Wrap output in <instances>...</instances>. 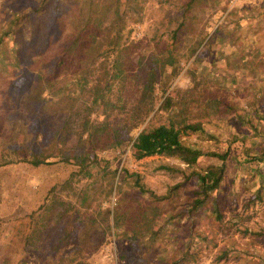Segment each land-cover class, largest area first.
<instances>
[{
	"label": "trees",
	"instance_id": "trees-1",
	"mask_svg": "<svg viewBox=\"0 0 264 264\" xmlns=\"http://www.w3.org/2000/svg\"><path fill=\"white\" fill-rule=\"evenodd\" d=\"M145 1L108 0L103 4L100 0H38L27 6L12 4L13 11L6 12V17L0 20V63L13 64L14 73L8 82L7 94L10 93L9 104L14 109L7 114L13 115L10 129L22 137L23 145L18 146V152L13 156L0 159V163L22 160L36 165L52 162L50 157H56L76 167L69 175L90 176V168L97 162L95 149L119 152L124 145L133 159L151 154L177 157L187 154L190 158H181L192 162L200 152L194 153L182 136L206 134V125L214 131V134H206L207 139L223 138L224 148L221 151L209 148L203 152L217 159L213 174L207 170L190 171L197 187L188 209L198 208L210 192L212 211L221 224L218 192L226 162L234 163L235 160L231 145L237 146L242 154L248 177L253 176L255 193L252 198H260L259 179L264 175V170H260L264 166V85L257 95L249 96L241 106L217 98L212 104L215 89H207L206 82L210 81L211 75L202 64L197 70L204 80L193 78L192 84L184 87L168 86V74L175 75L180 68V59L174 51L180 38L184 47L183 60L197 62L200 58L199 47L205 35L199 30L188 35L193 29V8L200 0H156L158 15L146 22L151 29L150 43L139 48L140 39L136 33L139 23H143L141 11ZM195 67L197 65L189 67L193 77ZM19 80H22L19 85H13ZM232 82L221 85L228 87ZM156 92L160 100L153 109ZM35 113L44 114L51 120L49 129L47 127L49 135L43 139L45 145L41 144L40 131L29 128L25 118L26 114L33 116ZM138 125L133 135L128 134ZM78 157H86V161L81 162ZM131 174L134 175L133 185L151 198L171 194L169 188L165 193L154 194L142 184L137 174ZM91 181H86L81 188L80 192L84 193L79 202L89 203L93 191L100 190L98 182L94 185ZM112 184L116 187V182ZM173 186L175 183L170 188ZM129 203L101 206L102 210H96L98 222L92 212L86 214L75 239L82 241L81 238L87 237L101 220L105 223L104 218L109 212L106 232L124 236L131 247V242L138 238L134 233L137 226L129 224L135 218L130 214ZM133 210L134 214L139 213L146 219L148 211L139 204H135ZM259 232L264 236V225L258 226L255 233ZM66 234L65 230L63 236ZM190 234L199 240L206 239L199 227ZM61 236H57V241ZM191 240L185 239L182 253L190 251ZM71 242L65 241L66 244ZM234 249L252 253L232 244L225 246L219 256L226 257ZM76 251L77 247L72 248L71 253L65 255L68 264H87L83 258L71 261ZM255 255L264 264V253L256 251ZM133 263L161 264L160 260L149 263L145 258ZM175 263L176 258H171L165 264Z\"/></svg>",
	"mask_w": 264,
	"mask_h": 264
},
{
	"label": "rangeland",
	"instance_id": "rangeland-1",
	"mask_svg": "<svg viewBox=\"0 0 264 264\" xmlns=\"http://www.w3.org/2000/svg\"><path fill=\"white\" fill-rule=\"evenodd\" d=\"M37 1L0 0V20L6 17V12L13 11L12 4L20 7ZM100 1L105 4L108 0ZM193 14V29L188 35L198 30L205 35L199 47L200 58L197 62L192 59L185 62L181 56L184 47L180 38L174 50L180 59V68L175 75L168 74V86L184 87L192 84L193 78L204 80L197 70L203 64L211 75L210 81L206 82L207 89H215L211 103L214 104L217 98L225 103L243 105L244 100L257 95L264 85V0H200L193 8ZM157 15L156 0H146L141 11L143 23H139L136 33L140 39L139 48L150 43L151 29L146 22ZM244 41L249 45H244ZM191 65H197L194 77L192 72L189 73ZM12 67L11 63H0V159L13 156L18 152V146L23 145L22 137L13 134L10 129L13 115L7 114L14 109L9 104L10 93L7 94V85L14 73ZM230 80L234 81L232 85H221ZM21 81L13 85H19ZM159 100L156 92L153 109ZM25 118L29 128L40 131L41 144L45 145L43 139L49 135L51 120L44 114L36 113L33 116L26 114ZM139 126L131 128L128 134L133 135ZM204 127L206 134H214L213 128ZM206 134L187 133L182 136L185 143H190L194 153L200 152L192 162L181 158H190L187 154L181 157L151 154L133 159L124 145L119 152L95 149L97 162L90 168V176L69 175V171L76 167L56 157H50L52 162L36 165L22 160L0 163V264H68L65 255L76 247L71 261L83 258L87 264H134V260L143 258L149 263L160 260L161 264L171 258H176L175 264H261L255 254L256 251L264 253V236L255 231L258 226L264 225V175L259 179L262 186L260 198H252L255 193L253 176L248 177L247 164L237 146L231 145L235 160L234 163L226 162L220 180L218 211L222 223H218L212 211L210 192L198 208L188 209L197 187L190 171L207 170L213 174L217 159L203 152L209 148L214 151L224 148L223 138L207 139ZM78 159L86 161V157ZM260 170H264L263 165ZM131 172L137 174L142 184L154 194L165 193L168 188L171 194L151 198L133 185L134 175ZM90 179L94 185L98 182L100 190L93 191L89 203L85 200L79 202L84 193L80 192L81 188ZM112 182H116V187ZM173 183L175 186L170 188ZM121 202H130V214L135 217L134 222H129L137 226L134 233L138 239L131 242L132 248L124 236H112L106 232V225L110 222L109 212L104 218L105 223L101 220L87 237L81 238L82 241L75 239L81 219L86 214L92 212L98 222L96 210ZM135 204L148 211L146 219L139 213L134 214ZM198 227L203 230L206 239L190 236ZM65 230L67 234L63 236ZM100 230L103 234L99 233ZM60 234L62 238L57 241ZM188 237L192 239L190 251L182 253L183 242ZM207 239H210L209 242ZM66 240L76 246L66 244ZM54 243L57 244L55 248L51 247ZM232 244L237 249L244 247L252 253L234 249L226 257H220V251Z\"/></svg>",
	"mask_w": 264,
	"mask_h": 264
}]
</instances>
